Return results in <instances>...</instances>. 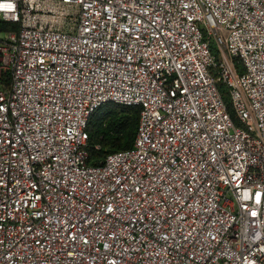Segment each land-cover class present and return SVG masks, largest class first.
I'll use <instances>...</instances> for the list:
<instances>
[{"label":"built area","instance_id":"1","mask_svg":"<svg viewBox=\"0 0 264 264\" xmlns=\"http://www.w3.org/2000/svg\"><path fill=\"white\" fill-rule=\"evenodd\" d=\"M0 22V264H264V0H0ZM107 103L137 136L91 164Z\"/></svg>","mask_w":264,"mask_h":264},{"label":"trees","instance_id":"2","mask_svg":"<svg viewBox=\"0 0 264 264\" xmlns=\"http://www.w3.org/2000/svg\"><path fill=\"white\" fill-rule=\"evenodd\" d=\"M16 28L15 23L0 22V31ZM235 64L239 71L243 72L241 60L237 58ZM219 91L229 111L234 115L229 89L223 83H219ZM139 116L138 106L107 103L99 107L92 115L87 129L90 163L99 164L111 153L132 149L138 132Z\"/></svg>","mask_w":264,"mask_h":264},{"label":"rangeland","instance_id":"3","mask_svg":"<svg viewBox=\"0 0 264 264\" xmlns=\"http://www.w3.org/2000/svg\"><path fill=\"white\" fill-rule=\"evenodd\" d=\"M3 35H1V37H2Z\"/></svg>","mask_w":264,"mask_h":264}]
</instances>
